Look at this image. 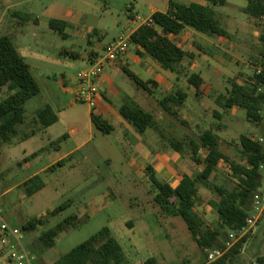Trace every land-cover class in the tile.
Masks as SVG:
<instances>
[{
  "label": "rangeland",
  "instance_id": "obj_1",
  "mask_svg": "<svg viewBox=\"0 0 264 264\" xmlns=\"http://www.w3.org/2000/svg\"><path fill=\"white\" fill-rule=\"evenodd\" d=\"M226 1L228 4L224 6H212L219 26L229 35L216 42L219 53H211V58L216 61L212 68L201 65L208 88L204 87L199 97L191 95L184 105L202 107L198 119L180 116L179 120L185 122L182 125L178 119L159 109L151 98L150 109L143 108L136 94H140V100L145 93L138 90L124 73H119L117 83L123 92L134 104L153 115L156 122L158 118V130L154 135L163 134V138L155 140L152 131L147 129L141 138L153 143L149 144L150 159L135 161L129 141L119 140L114 134H102L90 126L88 106L62 94L60 76L75 80L86 65L81 59L61 56L60 51L84 56L88 35L90 42L99 40L105 46L117 42L121 36L126 38L131 30L126 22L131 17L136 15L145 20L152 8L163 11L167 0H0V37L8 34L14 45V39H17L22 48H16L32 66L33 74L47 76L46 80L39 79V82L49 80L54 83L49 102L58 110L57 123L43 134L38 125H18V131L24 134L33 131L36 136L21 145L0 146V210L9 224L19 229L21 243L33 258L32 264H54L56 259L103 227L110 229L122 247L124 264H204L214 261L198 248L179 217L168 215L155 203L157 190L149 180L146 167L155 172L160 182L172 187L183 175L195 177L199 173L201 168L191 160L186 142H182L179 151L170 146L171 141H181L180 132L197 141L204 130L211 129L219 137V150L236 163L240 162V135L264 140V127L250 123L243 110L236 107L225 110L220 120L210 111L212 107H218L216 97L226 95L232 81L243 84L256 74L257 69L264 68L259 56L264 22L241 14L237 7L244 6L245 0ZM24 17H27L26 22ZM51 19L68 23L66 32L69 36L66 39L48 29ZM74 30L80 34L76 35ZM132 48L133 45L129 44L128 52H132ZM203 48L207 53L208 49ZM188 69V66L178 68V86L183 89L189 88L186 83ZM154 97L158 99L159 95ZM33 101L39 105V99ZM161 116L163 120H160ZM194 121L198 123L195 126ZM72 128L76 130L75 134H71ZM63 135L65 140L49 146ZM83 142L79 152L64 160L61 167L38 175L42 182L40 190L31 196L25 194L22 186L25 179ZM39 147L47 148V152L33 165L22 167L25 156ZM140 154L144 156L137 151V155ZM199 155L201 157L202 153ZM208 183L209 187L197 184L194 214L202 220L204 227L213 228L220 225L210 204L218 200L213 187L231 190L235 181L227 165L220 162ZM256 193L264 195V179ZM63 203L67 204L63 210L50 214ZM69 216H76L74 224L55 238L52 248H44L40 235ZM31 219H42L43 223L33 231H22ZM243 237L246 240L242 248L227 264H249L257 258H264V213ZM224 238L229 241L227 247L230 248L242 237L225 232Z\"/></svg>",
  "mask_w": 264,
  "mask_h": 264
},
{
  "label": "trees",
  "instance_id": "obj_2",
  "mask_svg": "<svg viewBox=\"0 0 264 264\" xmlns=\"http://www.w3.org/2000/svg\"><path fill=\"white\" fill-rule=\"evenodd\" d=\"M205 4L190 3L188 5L169 0V9L165 13L155 12L151 16L152 25H141L129 37L130 44L141 49L149 55L164 71L178 73V68L183 59L189 56L181 48L172 43L167 36L178 35L185 27L204 35L226 37L227 33L220 26L215 17L212 6H222L225 0H201ZM246 6L242 13L253 20L264 22V0H245ZM26 22L27 17H24ZM47 27L66 39V22L55 19L49 20ZM93 33H95L93 31ZM90 38V36H89ZM262 48L259 52L261 66L264 67V35L260 36ZM60 55L70 59H83L75 52L60 51ZM124 74L141 90L151 94L147 85L153 82H142L135 75L123 69ZM195 94L201 95L203 82L198 75L191 74L186 79ZM6 88L10 93L0 101V146L9 143L16 133V127L23 122V106L39 93V87L33 79L28 65L17 52L10 38L0 37V90ZM186 94L177 91L169 94L159 101L162 110L176 117L171 110V105H180L186 99ZM215 104L222 110L239 108L245 112L247 120L257 127H264V74H254L248 81L239 84L231 82V87L226 95H219ZM120 116L129 123L138 134L155 127L153 117L137 108L122 106ZM215 116H219L214 113ZM36 117L43 127L54 124L57 118L49 107H44L36 113ZM93 126L102 134H109L113 128L100 116L94 113L90 116ZM65 136L55 143L61 142ZM190 148L191 160L200 166L201 170L195 177L183 175L175 186L160 182L155 172L147 167L149 180L157 194L154 201L168 215L179 217L185 224L198 248L217 250L222 255L213 262L204 264H227L242 248L246 237L240 238L232 247L228 248L224 236L225 232L235 235L245 227L246 219L253 208L254 196L264 179V140L252 138L248 135L239 136L240 162L231 161L219 150V138L212 130H207L198 136V140L190 139L187 142ZM170 146L179 151L180 142H173ZM199 153H202L200 157ZM33 153L30 157L36 156ZM220 162H224L231 172L235 185L231 190L214 186L213 191L218 200L211 202L220 225L204 227L202 220L194 214L197 184L209 187V179L215 173ZM63 161L47 169L54 170L61 167ZM27 196H31L42 188L39 176H33L22 184ZM63 203L53 209L50 214H56L66 207ZM76 216H69L53 228L43 232L39 240L44 248H52L55 238L74 224ZM43 223L42 219H31L22 227V231H33ZM125 255L117 239L111 234L108 227H103L96 234L60 256L54 264H124ZM249 264H264V258H257Z\"/></svg>",
  "mask_w": 264,
  "mask_h": 264
},
{
  "label": "crops",
  "instance_id": "obj_3",
  "mask_svg": "<svg viewBox=\"0 0 264 264\" xmlns=\"http://www.w3.org/2000/svg\"><path fill=\"white\" fill-rule=\"evenodd\" d=\"M180 1H183V2L185 1L184 3L183 2L179 3V4H184V5H188L190 3H197V4H202V5L205 4L201 0H180ZM168 3H169V0H167L166 7L164 8L163 11H159V10L152 8L150 10L149 16L145 20L151 18L152 14H154L155 12H160V13L167 12L169 9ZM226 4H228V3L225 0L224 5H226ZM246 4H247V2H246ZM246 4L244 6L237 7V9L242 11V9L246 6ZM224 5H222V6H224ZM241 14H243V13H241ZM243 15H245V14H243ZM225 16L228 17L227 14ZM245 17L250 19L246 15H245ZM132 19H133V17H131L130 20H128L126 22L131 26V30L129 31L128 35L126 36L127 38H129L130 35L132 34V32L140 26L139 24L132 22ZM251 20H253V19H251ZM66 24H67V27L65 29V33L68 37L69 34L66 32V30L68 29V23L66 22ZM73 27H75V26H73ZM74 32L76 33V35L80 34L76 30H74ZM226 33H227V36L224 37L225 39L229 35L228 32H226ZM5 36L10 37L8 34H6ZM89 36L90 35L87 36L86 43H85L86 50H85L84 58L81 59L85 63L86 68L94 60H96L99 57H102L104 55V49L106 47L105 45H102L99 42V40L96 43L90 42ZM83 37L85 38L86 36H83ZM167 38L172 43H174L177 47L181 48L183 51H185L189 55L183 59V61L181 62V65H180L183 67H186V66L189 67V69H188L189 74L187 75V77L191 74L198 75L203 82V86L208 88V84H207V81L204 77V72H203V68L201 65L204 64L205 68H207V69L212 68L213 63H215L216 61L214 58H211V53L212 52L219 53V47L216 44V42L221 41V39H224V38L223 37H217L215 35L200 34V33L195 32L194 30H192L188 27H185L180 34L168 35ZM217 38H220V39H217ZM14 41H15L16 45H14V43L11 40V42L13 43L15 48L21 47V44L19 43V41L17 39H14ZM203 47L208 49L207 53L204 52ZM16 50H17V48H16ZM17 52H18V50H17ZM23 59H24V62L27 64L25 58H23ZM27 65L29 67V71H30L33 79L35 80V82L37 83V85L39 87V93L35 97L31 98L30 100H28L24 104V106H23V122L19 125H24L26 123L33 124L35 126L38 125L40 127V130H42L41 134H43L46 129H49L51 126H53L55 123H57V120H56V122L54 124H52L48 127H43L36 117V113L39 110L43 109L44 107H49L52 114L56 117V113L58 112L57 107H55V105L53 103L51 104L49 102L50 93L53 94L52 90H53V84L54 83H51V81L49 83V80H47L46 82L45 81L39 82V79H41V80L45 79L46 80L47 76L46 75L35 76L32 72V66H30L29 64H27ZM34 69L37 70L36 68H34ZM123 69H125V70L129 71L130 73H132L133 75H135L142 82H153V83H155V85H152V84L147 85L151 94H148L147 92L141 90L140 88H138L133 83L138 88V90H141L145 93V96L143 95L144 97L140 100H139L140 94L139 93L136 94V97L138 98V102L143 106V108L145 107L146 109H150L149 98H151L152 100H155L159 106V109H162L159 105V101L162 100L164 97H166L169 94H174L177 91H182L183 93H185L187 97L182 104L171 105V107H170L171 110L177 114V116L174 117L175 119L179 120L180 116H183L185 119H190V120L191 119H194V120L198 119L199 118V112L202 110V107H184V105L186 103L185 101H187L191 95H195L196 97H199L200 95L197 96L195 94L194 89L192 87H190L188 84L187 85L189 88L183 89L182 87L178 86V82H179V78H180L179 71H178V73H174V72L162 70L159 67V65L157 63H155L149 55L145 54L141 49L134 47V46L132 48V52H128V50H127L125 55L122 56L118 61H116L112 64H109L105 67V69H104V71L100 77V80L98 82L99 95L95 99V107H94V109H90L89 107H87L89 124H90V126H93V124L91 123V119H90V116L92 113H94L97 116H100L110 126H112L113 130L109 134L116 135L119 140L126 139L127 141L130 142V144H132V148L134 151L133 157H134L135 161L145 160V159L148 160V159H150L148 157V155L150 154L149 144H153V143L145 142V140L141 138V136L145 133L146 130L144 131V133L138 134L134 130V128L129 123H127L119 114V109L125 105L129 106L130 108H137V109L141 110L142 112L147 113L143 110L142 107H139L138 105L134 104L133 101L131 100V98L127 94H125L123 92V90L121 89V87L118 85V83H117L118 76H119L120 72L124 73ZM212 71L215 72L216 70L213 69ZM187 77H186V79H187ZM186 83H187V81H186ZM59 84L62 86V89H61L62 94H64L65 96L72 97V98L74 97V92H75L76 87H77V80L76 79L75 80H73L72 78L65 79L63 76H60ZM0 94H1L0 101H2L7 96H9L10 93L7 91L6 88H2L0 90ZM155 94L159 95L158 99H156L154 97ZM36 99L40 100L38 106H36V104L33 101ZM72 100L70 103H73L74 100L73 101ZM217 108H219V107H217ZM217 108L212 107L210 111H211V114L216 119L220 120L222 118V112H224L225 110H222L220 108H219L220 109L219 110ZM226 110H228V109H226ZM214 113H217L219 116L218 117L215 116ZM148 114H150V113H148ZM151 116L153 117V115H151ZM169 116H171V115H169ZM171 117H173V116H171ZM153 119L155 121L154 117H153ZM160 120H163L162 116H161ZM166 122H168V121H166ZM166 122H164L163 124H166ZM179 122L182 125L185 124L184 120L180 119ZM157 123H158V118H157V122L155 121V127L150 129L152 131L153 137L156 138L155 140H157L158 138H163V134L160 132H158L159 133L158 137H156L154 135V131L158 130ZM196 123H197V121L194 123V126L196 125ZM167 125H168L167 127H170V125L168 123H167ZM207 130H211V129H207ZM207 130H204V131H207ZM75 133H76V130L74 128H72L71 134H75ZM15 134H16V135H14L15 137L13 136L12 140L9 143L2 145V148L4 146L24 144L28 140L33 139L36 136V132L32 131L28 134H24L21 131H18L17 129H16ZM180 134H181V141L176 140V141H171V143L180 142L182 144V142L187 143L191 139L190 137L183 135L181 132H180ZM63 136H65V135H63ZM63 136H61V137H63ZM65 139H66V136L63 140H65ZM56 141L51 142L49 146L56 144L55 143ZM84 143L85 142L77 145L69 153L61 156L60 158L51 162L50 164L43 166L37 172H34L33 175L31 177H29L28 179L32 178L33 176H38L40 173L47 172V169L50 168L51 166L55 165L57 162L64 161V160L68 159L69 157H71L73 154L79 152L80 148L84 145ZM142 143H144V144L142 145ZM54 148H57V146H55ZM46 149L47 148L39 147L36 150H33L32 152H30L28 154V156H25V158L23 159L24 164L22 165V167H29V166L33 165L34 162L36 161V159H38L45 151L47 152ZM137 151H141V153H143L144 156H142V154L137 155ZM23 153L26 154L25 151H23ZM33 153H37V154H36V156L31 158L30 156ZM185 175L189 176L188 174H185ZM28 179H25L22 183H24ZM179 180L177 181V183L179 182ZM0 264H8L5 260V258L1 254H0Z\"/></svg>",
  "mask_w": 264,
  "mask_h": 264
},
{
  "label": "built area",
  "instance_id": "obj_4",
  "mask_svg": "<svg viewBox=\"0 0 264 264\" xmlns=\"http://www.w3.org/2000/svg\"><path fill=\"white\" fill-rule=\"evenodd\" d=\"M132 22L145 26H151V18L141 20L134 16ZM129 38H118L117 42L108 44L104 49V55L94 60L87 68L76 75L77 87L74 92V102L84 103L90 109L95 107V99L99 95L98 82L109 64L118 61L128 50ZM257 75L264 74V68L256 70ZM264 169V166H262ZM264 213V195L256 193L253 201V208L246 219L245 227L238 233L239 237L245 236L259 217ZM231 236V235H230ZM228 246V245H227ZM209 260H216L222 254L217 250H205ZM0 254L8 264H32L33 258L24 249L19 229L11 226L7 218L0 210Z\"/></svg>",
  "mask_w": 264,
  "mask_h": 264
}]
</instances>
